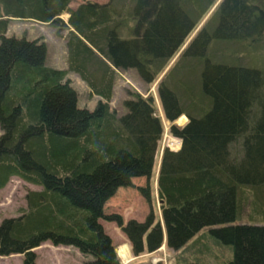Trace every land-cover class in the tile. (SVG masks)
Instances as JSON below:
<instances>
[{
    "label": "trees",
    "instance_id": "1",
    "mask_svg": "<svg viewBox=\"0 0 264 264\" xmlns=\"http://www.w3.org/2000/svg\"><path fill=\"white\" fill-rule=\"evenodd\" d=\"M70 1L0 0V189L11 177L39 187L26 191L18 215L0 221V256L21 254L22 264H37L33 249L49 242L76 249L82 264H121L105 220L136 257L163 245L172 264H264V225L235 222L245 197L240 185L264 189L260 70L206 60L201 117L185 113L162 77L159 106L181 146L159 156V217L150 207L143 221L123 224L103 212L118 187L152 174L163 133L151 94L129 91L126 113L117 116L110 106L115 71L134 69L153 84L181 48L177 58L203 56L212 37L255 42L264 35V0L85 1L74 9ZM209 12L218 15L212 34L205 21L197 29ZM10 19L66 30L67 69L44 64L41 37L7 34ZM69 71L101 98L93 110L77 107ZM181 115L187 122L172 124ZM137 189L150 205V188Z\"/></svg>",
    "mask_w": 264,
    "mask_h": 264
},
{
    "label": "rangeland",
    "instance_id": "2",
    "mask_svg": "<svg viewBox=\"0 0 264 264\" xmlns=\"http://www.w3.org/2000/svg\"><path fill=\"white\" fill-rule=\"evenodd\" d=\"M85 1L103 3L108 0H71L69 8H76L79 4L84 3ZM255 2L259 3V1ZM259 5L261 8H264L262 3H259ZM210 13L211 12L207 14L197 29L205 21V30L212 34L218 23V15L216 13L210 15ZM60 17L64 21L67 19L66 13H62ZM195 31L189 36L185 45L193 37ZM7 34L15 35L17 37L25 36L28 39L41 37L45 45L44 64L56 69H67L68 55L65 44L66 30L59 31V27L56 24L41 25L25 19H10L7 26ZM258 38L259 39L255 42H251L250 39L245 40V42L212 37L207 44L203 56L189 55L177 58L182 50L181 48L177 55L168 64L164 73L174 62L169 71L166 72L165 75L163 73L153 84H147L142 81L134 69L115 71L113 80V97L110 106L115 110L117 116L126 113V109L122 102L129 97V91L137 92L142 96L151 94L158 105L156 115L162 122L163 133L160 140L157 142L152 174L148 177H133L129 186L118 187L114 195L104 204V214L119 215L123 224L128 220L141 222L148 214L149 208L152 207L156 217H159L158 212L160 202L155 192V176L159 156L162 149L165 147L169 150H179L181 139L172 135L169 131L171 123L165 119L162 108L159 106L160 101L158 100L157 82L163 77L164 84L172 89L179 99H182L180 102L185 113L191 114L194 117H201L203 115L202 107L205 105L202 106V101H204L205 98L201 91L200 78L205 61L208 60L213 64L246 67L264 72V35ZM67 78L70 79V84L77 93V107L81 109L85 108L90 111L93 110L101 98L92 93L87 84L83 82L77 74L69 71ZM186 121V117L182 116L177 118L174 125L183 126ZM140 186H148L150 188V205L139 193L137 188ZM240 187L243 189L245 197H242L241 199L239 214L237 215L235 222L264 225V189L263 191L261 189L260 194H258L257 191L253 190L248 185H240ZM38 189L39 187L26 183L17 177H11L7 184L0 189V221L3 218L18 215L19 210L25 207L24 196L26 191ZM100 222L105 232L110 236L113 245H115L117 254L122 256L123 262H128L133 254L132 246L128 242L126 236L114 222H108L105 220H101ZM123 247H126L128 252V255L125 257L120 253ZM33 251L36 254L37 264H82L83 261V257L76 249L61 245L54 246L49 242L41 243L34 248ZM165 258L166 256L161 261H163L164 264H168ZM171 258L172 254L169 253L167 260L170 264H172ZM150 261L153 263L157 262L155 258L151 259L150 256H140L139 258L131 259L129 264ZM0 264H22V255L11 254L8 256H0Z\"/></svg>",
    "mask_w": 264,
    "mask_h": 264
},
{
    "label": "bare ground",
    "instance_id": "3",
    "mask_svg": "<svg viewBox=\"0 0 264 264\" xmlns=\"http://www.w3.org/2000/svg\"><path fill=\"white\" fill-rule=\"evenodd\" d=\"M120 253H121L123 256H127L128 252H127L126 247H123V248L121 249Z\"/></svg>",
    "mask_w": 264,
    "mask_h": 264
},
{
    "label": "crops",
    "instance_id": "4",
    "mask_svg": "<svg viewBox=\"0 0 264 264\" xmlns=\"http://www.w3.org/2000/svg\"><path fill=\"white\" fill-rule=\"evenodd\" d=\"M71 9H74V8H71ZM12 20V19H11ZM30 22H34V23H38V24H41V25H46V24H43V23H39V22H36V21H32V20H28Z\"/></svg>",
    "mask_w": 264,
    "mask_h": 264
},
{
    "label": "built area",
    "instance_id": "5",
    "mask_svg": "<svg viewBox=\"0 0 264 264\" xmlns=\"http://www.w3.org/2000/svg\"><path fill=\"white\" fill-rule=\"evenodd\" d=\"M156 260H160V259H156Z\"/></svg>",
    "mask_w": 264,
    "mask_h": 264
}]
</instances>
